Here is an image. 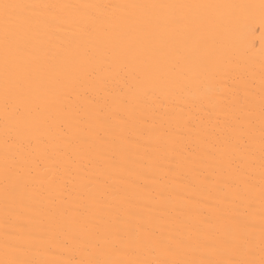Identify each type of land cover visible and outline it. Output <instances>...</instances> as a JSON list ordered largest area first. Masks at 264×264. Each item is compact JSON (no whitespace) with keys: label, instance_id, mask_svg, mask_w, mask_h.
<instances>
[{"label":"snow or ice","instance_id":"6c2138e0","mask_svg":"<svg viewBox=\"0 0 264 264\" xmlns=\"http://www.w3.org/2000/svg\"><path fill=\"white\" fill-rule=\"evenodd\" d=\"M257 19L264 0H0V264H264Z\"/></svg>","mask_w":264,"mask_h":264},{"label":"bare ground","instance_id":"6f19581e","mask_svg":"<svg viewBox=\"0 0 264 264\" xmlns=\"http://www.w3.org/2000/svg\"><path fill=\"white\" fill-rule=\"evenodd\" d=\"M72 2H79V0H72ZM94 2H124V0H94ZM264 32V28L261 27L259 19L255 21V23L252 25L251 33L248 35L247 39L245 40V47L247 48V55L251 58V62L254 63V65L258 68L259 62L261 59V33ZM62 35H70V34H62ZM145 142H147V138H143ZM143 155V153H141ZM160 155V169L155 173L159 178H163L164 172L169 168L170 166H173L169 159H165L163 157V154ZM131 161H139L140 157L135 155V148L133 147V155L130 157ZM144 168L143 171L145 172V175L139 178V183L141 185L148 184L150 186L155 187L156 184H158L160 181L157 180L155 183L151 179V176L153 175V170L149 167L150 162L148 160L143 161ZM131 166L135 167L136 164L133 163ZM144 196L145 193H150L151 188L149 189H143L141 188L139 190ZM190 193H186L188 195ZM142 203H152L155 204L156 202L154 200H151L147 197H145L142 200ZM150 211H155V209H150Z\"/></svg>","mask_w":264,"mask_h":264}]
</instances>
